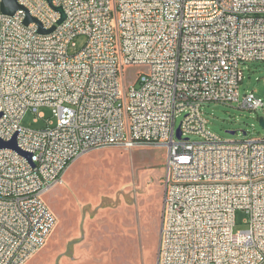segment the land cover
Returning a JSON list of instances; mask_svg holds the SVG:
<instances>
[{
	"label": "built area",
	"instance_id": "obj_1",
	"mask_svg": "<svg viewBox=\"0 0 264 264\" xmlns=\"http://www.w3.org/2000/svg\"><path fill=\"white\" fill-rule=\"evenodd\" d=\"M19 4L0 15V140L16 137L31 158L0 150V264H27L46 246L58 219L44 195L81 156L110 146L166 149L157 264H264V139L224 141L202 112L264 108L240 92L243 65L264 62V0ZM28 13L39 23L26 25ZM78 37L87 42L71 54ZM41 107L56 122L23 127ZM239 211L247 231H235Z\"/></svg>",
	"mask_w": 264,
	"mask_h": 264
},
{
	"label": "rangeland",
	"instance_id": "obj_2",
	"mask_svg": "<svg viewBox=\"0 0 264 264\" xmlns=\"http://www.w3.org/2000/svg\"><path fill=\"white\" fill-rule=\"evenodd\" d=\"M86 42V37H78L77 48H72L71 54L83 49ZM139 69L128 70L127 84L136 81ZM243 71L241 100L254 93L264 102V62L244 64ZM202 112L208 129L224 141L264 139L259 123L264 108L250 111L239 103H210L203 106ZM183 119H178L177 127ZM51 121L56 122L53 109L41 107L38 112H27L21 125L39 130ZM165 168L166 149L162 147L126 150L110 146L81 156L62 181L44 195L58 223L46 246L27 264H157ZM248 218L244 211L237 213L236 232L248 230ZM71 241L74 243L69 246Z\"/></svg>",
	"mask_w": 264,
	"mask_h": 264
},
{
	"label": "water",
	"instance_id": "obj_3",
	"mask_svg": "<svg viewBox=\"0 0 264 264\" xmlns=\"http://www.w3.org/2000/svg\"><path fill=\"white\" fill-rule=\"evenodd\" d=\"M51 5L53 0H47ZM24 9L20 4H19V0H1V12L4 15H9V16H14L19 10ZM58 12L61 13L62 17L61 20L59 21V24L63 23L66 19V15L64 13V10L61 7L55 8ZM32 23H39L38 20L34 17H32L29 13L27 15V18L25 20V24L26 25H30ZM52 31H54V28L48 31H45L42 26L40 25V32L43 34L46 33H51ZM259 123L262 126V128L264 129V117L259 119ZM231 134H236V132H230ZM245 135H247V133H244ZM182 137V133H181V129H178V138ZM3 149H11L14 151H17L18 153H20L21 155L28 157L29 159L31 158L30 154H27L25 152H23L19 147H18V143H17V139L16 137L10 141V142H4L0 140V150Z\"/></svg>",
	"mask_w": 264,
	"mask_h": 264
},
{
	"label": "trees",
	"instance_id": "obj_4",
	"mask_svg": "<svg viewBox=\"0 0 264 264\" xmlns=\"http://www.w3.org/2000/svg\"><path fill=\"white\" fill-rule=\"evenodd\" d=\"M74 243V241L69 242V246H71Z\"/></svg>",
	"mask_w": 264,
	"mask_h": 264
}]
</instances>
